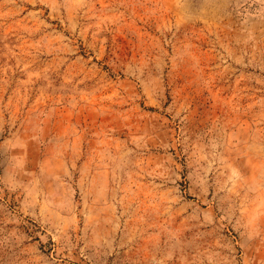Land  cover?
I'll return each instance as SVG.
<instances>
[{
  "label": "rangeland",
  "instance_id": "rangeland-1",
  "mask_svg": "<svg viewBox=\"0 0 264 264\" xmlns=\"http://www.w3.org/2000/svg\"><path fill=\"white\" fill-rule=\"evenodd\" d=\"M0 264H264V0H0Z\"/></svg>",
  "mask_w": 264,
  "mask_h": 264
}]
</instances>
